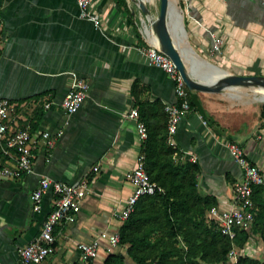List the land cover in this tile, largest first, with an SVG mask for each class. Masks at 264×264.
Instances as JSON below:
<instances>
[{"label":"crops","instance_id":"0c3cea01","mask_svg":"<svg viewBox=\"0 0 264 264\" xmlns=\"http://www.w3.org/2000/svg\"><path fill=\"white\" fill-rule=\"evenodd\" d=\"M179 1L189 42L202 58L231 73L264 76V0ZM90 9L99 14L100 27L80 16L77 0H0V98L26 104L11 115L26 118L38 138L34 172L0 178V264H18L20 247L41 233L53 194L44 196L40 211L33 209L31 194L45 176L72 184L92 182L75 220L56 226L55 250L44 264H76L80 242L104 230L118 231L122 222L112 213L133 191L129 174L143 143L136 120L129 117L139 108L133 85L137 82L142 102L178 101L174 80L139 50L155 43L147 31L150 18H143L129 0L121 5L94 0ZM212 33L222 41L219 50ZM72 71L89 82L90 91L65 125L61 102ZM197 92L204 113L196 105L185 114L175 143L185 160L200 167V194L215 196L220 209L229 208L243 170L226 144L238 142L264 172V104L238 107L219 91ZM46 101L50 108L43 106ZM46 130L55 136L52 148L42 137ZM5 163L0 142V168ZM249 231L243 253L264 260L261 234ZM115 251L126 253V248ZM109 253L104 244L90 264H103ZM127 261L134 264L128 256Z\"/></svg>","mask_w":264,"mask_h":264},{"label":"built area","instance_id":"2783aa9c","mask_svg":"<svg viewBox=\"0 0 264 264\" xmlns=\"http://www.w3.org/2000/svg\"><path fill=\"white\" fill-rule=\"evenodd\" d=\"M94 0H77L80 16L88 18L98 27L101 26L99 14L90 9ZM214 37V49L219 50L222 41L212 33ZM2 40L0 38V54ZM139 50L146 55L149 63L163 69L175 82V92L178 98L176 102H165V110L168 118V141L177 147L174 135L177 132L180 121L192 108L190 102L189 87L172 58L156 44L142 45ZM72 83L61 106L66 113L65 125L70 124L71 116L75 114L89 96L90 84L77 72L72 71ZM24 103H13L9 98H0V142L1 151L5 155L6 163L0 168V178H22L28 173L34 172L35 149L38 138L32 133L31 125L21 115H11L15 108L25 106ZM51 102H44L47 109ZM129 117L136 120L137 130L140 139L144 142L148 138V126L140 117L139 108H133ZM23 119V122L21 120ZM204 123L206 121L204 120ZM59 133H63L60 130ZM58 133V134H59ZM42 137L48 147L55 145V136L49 131H43ZM227 147L232 158L243 170V177L235 182L234 197L229 208L220 209L213 207L209 211V218L219 224L224 234L234 237L236 228L251 230L257 207L253 199V188L255 185H264V172L262 168L252 163L246 155L244 147L238 142L229 141ZM95 171L99 167H94ZM129 179L133 185V191L125 200L123 206H116L113 210V217L121 222L129 218L134 211L136 203L144 195H154L158 191H164L157 182L152 181L145 168L144 155H140L138 165L130 172ZM92 179H83L77 184H72L45 176L41 179L39 186L32 192L31 200L35 211L43 207L44 196L50 191L53 194V208L46 217L41 233L26 245L19 249L18 264H44L47 258L55 250V228L58 224L72 222L75 220V213L82 200L86 197ZM120 232L104 230L93 240L80 242L78 249L80 253L79 262L76 264H90L99 254L105 244L107 251L112 252L120 244ZM244 255L240 247L234 246L229 257H234V263ZM232 264V263H229Z\"/></svg>","mask_w":264,"mask_h":264},{"label":"trees","instance_id":"16d2710c","mask_svg":"<svg viewBox=\"0 0 264 264\" xmlns=\"http://www.w3.org/2000/svg\"><path fill=\"white\" fill-rule=\"evenodd\" d=\"M126 4V0H117ZM191 106L196 107L193 91ZM138 84L132 93L139 105L140 117L148 126V138L142 143L145 168L152 181L164 191L144 195L136 203L129 218L122 222L119 246L122 251L110 252L103 264H229L234 246L244 248L251 233L236 228L231 237L224 234L209 211L218 205L215 196H202L198 190L197 162L184 159V152L168 141V118L161 100L142 102L138 99ZM206 118L212 122L207 115ZM263 185H255L253 199L257 214L253 231L264 240ZM235 264H264V260L241 255Z\"/></svg>","mask_w":264,"mask_h":264},{"label":"water","instance_id":"95a60500","mask_svg":"<svg viewBox=\"0 0 264 264\" xmlns=\"http://www.w3.org/2000/svg\"><path fill=\"white\" fill-rule=\"evenodd\" d=\"M137 4L145 10L143 3L134 0ZM170 0H160V9L157 17L151 19L153 23L154 37L160 48L168 54L177 65L181 74L183 75L188 87L193 90V98L201 113H204V109L198 97L197 91L204 92H217V91H229L231 96H240L241 88L250 87L256 92V87L264 86V76L260 75H242L231 73L225 69L220 68L214 64L202 58L195 48L190 44V50L195 52L200 59L191 58L189 68L185 62V55L177 48L173 32L170 29L171 25V5ZM148 16V14H147ZM182 23L184 29L188 35L184 16L182 14ZM214 66L217 68V72L208 70V66ZM237 93V94H236ZM255 98H257L255 94Z\"/></svg>","mask_w":264,"mask_h":264},{"label":"rangeland","instance_id":"374dc122","mask_svg":"<svg viewBox=\"0 0 264 264\" xmlns=\"http://www.w3.org/2000/svg\"><path fill=\"white\" fill-rule=\"evenodd\" d=\"M129 1L131 2L133 8H136L137 10H141L142 17L145 18V19H146V16H147V10L155 17H157V15L159 13L160 0H145L146 3H143V5L145 6V10L142 9L137 4L136 1H134V0H129ZM137 1H139V0H137ZM176 10H177V13L182 18V12H181V7H180V1L179 0H177ZM219 94H224V96H228L229 98H231V100L233 102H235L238 107L249 106L251 104H254V106H258L259 104H264V91L261 90V89H258L257 87H256V92H254V90L252 88H250V87L241 88L240 96H238V97L231 96L229 91H219ZM255 94H256L257 98H255ZM260 100H263V101H260ZM116 248L117 247H115L114 250ZM234 260H235L234 257L230 258L229 263L233 264Z\"/></svg>","mask_w":264,"mask_h":264},{"label":"bare ground","instance_id":"6f19581e","mask_svg":"<svg viewBox=\"0 0 264 264\" xmlns=\"http://www.w3.org/2000/svg\"><path fill=\"white\" fill-rule=\"evenodd\" d=\"M141 1H140L141 3H146L145 0H141ZM170 3H171L170 4L171 5V8H170V11H171V25H170V29L173 32V35H174V38H175L174 40L176 42L178 50L185 55L184 59H185L186 65H188V68H189L188 61L191 58L200 59V57L195 52L190 50V42H189V39H188V35H187V33H186L185 29H184V26H183V23H182V18L177 13V10H176L177 0H170ZM147 14H148V17H150L151 19L154 18L152 16V14L148 10H147ZM147 31L149 32L150 35H152V36L155 35L154 34V29H153V23L151 25V28L149 27L147 29ZM153 41L155 42L154 44H156L157 46H160L157 43L155 38H153ZM208 70H210L212 72H217L218 71L216 67L211 66V65L208 66ZM257 88L264 91V86H260V87H257Z\"/></svg>","mask_w":264,"mask_h":264}]
</instances>
